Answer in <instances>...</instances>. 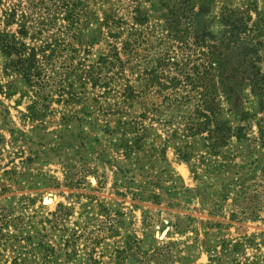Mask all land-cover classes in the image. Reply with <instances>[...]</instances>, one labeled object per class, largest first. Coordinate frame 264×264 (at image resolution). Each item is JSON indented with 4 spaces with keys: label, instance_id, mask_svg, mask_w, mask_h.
I'll return each instance as SVG.
<instances>
[{
    "label": "rangeland",
    "instance_id": "obj_1",
    "mask_svg": "<svg viewBox=\"0 0 264 264\" xmlns=\"http://www.w3.org/2000/svg\"><path fill=\"white\" fill-rule=\"evenodd\" d=\"M18 1L0 7L1 25L5 7ZM249 1L110 0L99 16L114 11L132 25L136 10L146 13L150 22L138 29L149 42L142 54L151 57L141 69L157 65L155 54L177 56L181 64L169 62L164 71L170 80L197 60L195 34L233 40L223 56L229 77L241 63V42L264 46V31L251 30L260 17ZM258 4L264 13V0ZM230 11L252 18L237 39H229L223 22ZM178 15L187 18L183 45L163 33ZM8 63L0 54V264H264V106L250 88L239 94V113L222 98L225 119L245 130L206 161L202 139H171L177 125L121 112L120 84L103 96L71 76L44 117L33 116L29 87ZM235 77L248 81L247 74ZM138 124L148 128L145 134ZM180 150L192 159L182 160Z\"/></svg>",
    "mask_w": 264,
    "mask_h": 264
},
{
    "label": "trees",
    "instance_id": "obj_2",
    "mask_svg": "<svg viewBox=\"0 0 264 264\" xmlns=\"http://www.w3.org/2000/svg\"><path fill=\"white\" fill-rule=\"evenodd\" d=\"M109 2L19 0L16 5L5 7L2 29L0 24V54L8 59L7 68L21 76L29 87L34 99L29 106L30 112L33 116L44 117L42 112L49 109L47 102L54 95L65 92L63 83L71 76L82 81L83 88L91 86L104 92L103 96L109 95L114 90L113 86L120 84L116 107L121 112L135 110L141 113V119H150L161 126L177 125L171 139L194 141L200 138L204 141L206 161L219 157L231 140L241 138L245 130L234 128L225 119L226 108L222 98L233 101L230 111L239 113V94L248 87L264 106V53H261L264 48L259 49L264 47L263 43L259 42L258 47V44L250 46L241 42V63L232 67V75L227 77L223 56L230 53L233 40L226 43L210 33L195 34L197 60L190 58V63L183 66L184 75L170 80L164 71L169 62H173V66L181 64L177 56L155 54L151 60L157 65L141 69L142 63L148 64L150 60L146 61V58L151 56L142 54L149 42L145 31L138 28L149 24V16L136 10L132 25L114 11L100 17V5ZM249 4L260 17V22L250 28L261 34L264 31V13L259 12L258 0H250ZM4 5L5 0H0V7ZM242 14L230 11L224 16L223 22L230 27L229 39H237V33L242 30L249 31L252 18H245ZM183 19L187 18L178 15L174 20L166 21L163 30L167 38L181 45L189 36V30L182 29ZM12 27H17L16 32L10 30ZM51 32L59 35L47 36ZM204 38H210L214 43L210 45ZM27 40L40 45L31 46ZM96 47H103L106 52L93 56L91 50ZM240 73L247 74V82L235 77ZM147 130L145 126L138 129L141 134ZM178 154L185 161L193 157L181 150Z\"/></svg>",
    "mask_w": 264,
    "mask_h": 264
},
{
    "label": "bare ground",
    "instance_id": "obj_3",
    "mask_svg": "<svg viewBox=\"0 0 264 264\" xmlns=\"http://www.w3.org/2000/svg\"><path fill=\"white\" fill-rule=\"evenodd\" d=\"M55 197V196H54ZM55 200V199H54ZM47 203L48 204H52L53 203V200H50V198H47Z\"/></svg>",
    "mask_w": 264,
    "mask_h": 264
}]
</instances>
